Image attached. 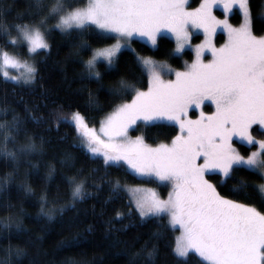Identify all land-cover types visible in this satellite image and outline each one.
I'll return each mask as SVG.
<instances>
[{"label":"snow or ice","instance_id":"obj_1","mask_svg":"<svg viewBox=\"0 0 264 264\" xmlns=\"http://www.w3.org/2000/svg\"><path fill=\"white\" fill-rule=\"evenodd\" d=\"M186 3L187 0H86L83 3L35 0V7L30 4L27 12L18 14L27 22L14 23L0 32L5 46L20 48L28 56L38 54L39 49L50 50L52 33L59 30L62 36L73 40L70 55L83 64L80 79L94 80L98 85L96 92L106 91L110 109L105 112V105L89 90L84 111L77 108L70 117L59 111L54 114L57 129L64 122L76 132L71 146L89 160L101 162L87 173L80 167L63 177L69 190L64 203H60L58 185L55 195L49 196L47 190V182L52 180L56 167L43 161L45 137L28 127L29 119L40 125L46 123L45 117L33 115L26 106V117L13 114L11 120H0V158L5 166L11 167L0 175V209L8 213L0 216V235L12 230L18 234L29 231L21 219L23 208L16 210L17 206L8 197V187L16 182L21 166L26 164L25 179L17 186L26 195H35L27 177L30 173L39 175V165L29 159L37 155L47 168L37 217L51 221L95 195L87 191L88 187L99 192L101 184L106 183L110 186L106 203L120 200L122 193H132L126 212L117 210L108 221V231L117 218L135 215L140 224L156 221L149 241L129 256L128 264H136L142 256L148 264H156L159 247L153 241H160L166 231L177 230V226L180 235L171 251L176 258H182L183 264H187L192 252L206 264H264V211L241 202L255 201L264 208V139L256 140L251 132L253 125L264 128V35L254 33L255 23H264V0L258 5L256 0H203L193 11L185 8ZM217 5L222 6L225 14L237 7L241 16L239 26H233L227 18L217 19L213 15ZM254 6L260 9L256 14H253ZM4 11L0 7V16ZM190 27L203 29L206 38L196 46V59L184 71L142 56L132 47L134 38L146 37L153 49L158 50V36L167 30L176 38V48L168 53L174 56L189 43ZM218 28L228 35V41L220 48L211 39ZM89 37L116 42L94 47ZM123 51L132 54L134 67L126 64V72L105 85V76L119 71V56ZM205 51H210L213 57L206 63L201 59ZM86 52L91 54L84 60ZM98 65H103V71ZM0 66L5 69L0 73L5 81L10 79L22 85L36 82L38 70L34 60L29 63L15 52L0 50ZM8 68L22 71L9 77ZM165 74H174L175 79L165 80ZM145 77L147 90L137 86ZM205 101H211L215 111L211 114L201 111L195 120L188 118L189 109L201 108ZM8 111L2 108L0 114ZM101 112L105 114L99 120V128L90 126L89 121L94 124L96 114ZM165 121L179 128L170 144L153 147L145 142L144 133L130 135V131L138 130L141 125L146 129L161 126L158 122ZM233 137L257 147V151L247 157L241 155L233 147ZM61 139H67V135ZM75 159L73 153L65 151L60 164L74 168ZM101 168L103 173L97 183L96 174L101 173ZM113 168L125 175L171 185L172 191L167 199L160 198L154 190L139 195L140 188L130 187L119 176L111 175ZM241 170L250 172L257 180L238 175ZM210 175H218L219 179L212 182L207 178ZM222 190L236 199L222 195ZM74 239L63 240L60 246H71ZM27 243L36 241L29 236ZM119 243H122L119 239L114 241V245ZM2 251L0 264H12L13 257L28 255L25 248L11 242ZM71 264H88V261Z\"/></svg>","mask_w":264,"mask_h":264},{"label":"trees","instance_id":"obj_2","mask_svg":"<svg viewBox=\"0 0 264 264\" xmlns=\"http://www.w3.org/2000/svg\"><path fill=\"white\" fill-rule=\"evenodd\" d=\"M81 2H86V0H81ZM199 2L200 0H192V5H197ZM256 2L258 5L260 0H256ZM30 4L35 7V0H0V7L5 10L3 15L0 16V32L14 23L27 22L26 18L21 19L18 14L27 12ZM259 11L258 6L253 7V14ZM237 13L235 10L231 16V20L235 24L241 21V16ZM254 33L264 34V23L256 22ZM222 38L223 36L220 35L218 42H221ZM89 39L94 47L110 44L114 41V39L97 41L95 37H89ZM49 43L51 45L50 50L43 49L36 54L38 76L34 84L22 85L11 80L5 81V78L0 75V109H9L6 114H0V120H11L13 114L26 117V106L33 115L45 117L46 123L40 125L34 124L29 119L28 127L45 137L44 148L46 151L43 161L50 162L56 167V173L52 180L47 182V190L49 196L55 195L58 185L61 196L60 203H64L68 199L69 190L67 180L63 177L72 175L75 169L80 167H83L87 173L92 167H96L101 162L89 160L79 149L71 146L77 135L76 132L64 122H61L57 129L54 114L59 111L70 117L71 113L77 108L84 111L83 105L87 100L89 90L93 91L98 100L105 105V112H107L110 111L107 107L109 97L104 90L96 92L98 85L94 80L80 79L79 73L83 71V64L70 55L73 50V40L65 38L59 30H56L52 33ZM158 45L159 49L154 50L153 46L134 39L132 47L142 56L167 61L178 69L183 68L185 63L193 58L190 49L184 50L179 55L169 56L168 53L175 48V43L168 35L159 36ZM17 49L13 46H5L3 40H0V50L13 51ZM18 52L24 55L22 49L19 48ZM90 54V52L84 53L83 59H88ZM126 64L134 67L133 56L130 52L123 51L119 56V71L106 75L104 84H111L119 78V75L125 73ZM98 69L103 71V65H98ZM136 74L139 75L138 70ZM137 86L142 89L147 88V77H145L142 84ZM105 112L96 114V124L99 123ZM158 124L161 126H149L146 129L141 125L134 132L141 131L145 134V139L151 143L170 141L179 132L178 126L172 123L158 122ZM252 133L256 138L264 139V130L255 127L252 129ZM65 135H67V139H61ZM35 138L39 143V135ZM237 144L245 155L249 154L250 150L255 147L240 142H237ZM65 151L71 152L75 156L74 168L60 164ZM29 159L39 165V175L30 173L27 177L35 195H26L17 186L21 180L25 179L26 164L21 166L20 175L17 177L16 182L8 187V197L17 206L16 210L23 208L21 219L24 228L29 231L18 234L15 230H12L11 233L0 235V256L4 255L2 249L6 248L11 242L13 245L25 248L28 253L24 257H13L12 264H71L72 261L81 260L88 261V264H128L129 256L140 250L145 242L149 241L151 232L156 228V221L140 224L138 217L135 215L124 219H115L111 225L112 230L108 231V221L115 216L116 211L126 212L130 194L122 193L120 200L106 203L110 196V186L106 183L101 184L99 192L94 187H88L87 191L95 193V195L78 202L75 209L66 210L63 215H56L51 221H48L45 217H37L39 212L38 198L42 194V188L45 187L44 177L47 168L44 167L41 157L32 155ZM10 170L11 167L5 166L3 159L0 158V175ZM102 173L103 168H101V173L96 174L97 183L100 182L99 177ZM110 173L113 177L119 176L121 182L127 185H137L140 182L158 184L154 181L149 182L145 179L136 178L131 174L125 175L123 171L118 172L115 168L110 169ZM238 175L245 176L250 180H257L256 176L243 170ZM208 177L213 182L219 179L218 175ZM257 182L259 183V181ZM162 192L165 195L166 189H163ZM221 194L228 196V193L224 190L221 191ZM228 198L236 199L232 196H228ZM241 202L254 204L258 210L264 211V208H260L255 201L242 200ZM7 214V210L0 209V216ZM124 225H128V227L124 228ZM90 226L91 230H89ZM177 234L178 229L168 230L160 241H153V243H158L159 247L156 264H183L182 258H176L171 251L172 247L175 246ZM29 236L36 241L35 244L27 243ZM39 236H42L43 239L37 240ZM70 238H75L71 246H60L61 241ZM116 239H119L122 243L114 245ZM149 248H151V243H149ZM125 249H127V252H125ZM136 264H148V261L142 256L137 259ZM187 264H206V262L192 252Z\"/></svg>","mask_w":264,"mask_h":264},{"label":"rangeland","instance_id":"obj_3","mask_svg":"<svg viewBox=\"0 0 264 264\" xmlns=\"http://www.w3.org/2000/svg\"><path fill=\"white\" fill-rule=\"evenodd\" d=\"M203 3V0H200V2L197 4V5H192V0H187V3L185 5V8L188 10V11H193L197 8L200 7V5ZM235 10L238 12V8L234 6L233 10L231 13H228V14H225L224 13V10L222 8L221 5H217L214 9H213V15L217 18V19H220V20H223L225 18H227L229 20V22L233 25V26H239L240 22L238 24H235L232 22L231 20V16L232 14L235 12ZM189 31H190V41L187 45H185L184 49L177 53L178 55L181 54L184 50L186 49H190L193 53V58L192 60H189L185 63L184 67L183 68H175L174 66H172L169 62L167 61H163V60H156L158 62H166L167 64H169L171 66L172 69L174 70H179V71H184L185 68L187 67V65H190L195 59H196V52H195V48L197 45L201 44L204 40H205V34L203 32V29H199V28H192L190 27L189 28ZM165 35H168L169 37H171L175 43V48H176V38L175 36L165 30L164 33ZM222 35L223 38L221 39V42H218V37ZM258 35V34H256ZM260 35H264V34H260ZM259 36V35H258ZM159 37V36H158ZM134 39H138V40H141L147 44H149L150 46H152L150 44V42H148L147 38L146 37H137V38H134ZM212 39V44L216 47V48H220L221 46H223L227 41H228V35H227V32L223 29V28H218L215 32V34L211 37ZM116 41L114 40L112 43L110 44H106V45H111V44H114ZM102 46H105V45H102ZM101 46V47H102ZM174 48V49H175ZM19 48L17 50H13V51H10V50H7L9 51L10 53H13L15 52L20 59H27L29 61V63L33 62V60L36 62V67H37V57H36V54H31V55H28V56H25V55H21L20 52H18ZM40 50H43V49H39L38 51ZM213 57L211 55V52L210 51H205L201 57L202 60H204V62L206 63L207 61L211 60ZM5 69L0 66V72L2 73ZM8 71V74H9V77L11 76H16V75H19L20 72L22 71V69H13V68H8L7 69ZM165 80L167 79H175V75L172 74V75H167L165 74L164 77H163ZM10 80V79H9ZM12 81V80H11ZM15 82V81H14ZM144 90H147V88H145ZM201 111H203L205 114H211L212 112L215 111V105L212 104L211 101H205L204 104L201 106V108H191L189 109V112H188V118L190 119H197L199 116H200V113ZM166 123H172V122H167L165 121ZM90 123V122H89ZM173 124V123H172ZM90 126H94L96 127L97 129L99 128V123L96 124V123H90ZM178 126V125H176ZM258 128L259 130L262 129L264 130V128H261V126L259 125H253L252 129L253 128ZM252 129H251V132H252ZM142 134L141 131H137V132H134V131H130V135L135 137L137 135H140ZM253 135V134H252ZM256 140H261L259 138H256ZM145 142L150 144L151 146L155 147L157 144L159 143H165V144H170L171 143V140L170 141H160V142H155V143H151V142H148L146 139H145ZM237 142H240V143H244L246 144L245 141H242L239 137H233L232 139V144H233V147H235L237 149V151L247 157L248 155H250L253 151H257V147H254L253 149L250 150L249 154L245 155L241 152V150L239 149L238 147V144ZM247 145V144H246ZM202 163V160L200 161ZM209 179V177H207ZM213 182V181H212ZM130 187H138L140 188L142 191L139 193V195H148V191L147 190H154L158 196H160V198L162 199H167L168 198V194L169 192L172 191V188H171V185H168V186H164V185H161V184H154V183H148V182H140L138 183L137 185H128ZM163 189H166V193L164 195V193L162 192ZM130 195H132V193L129 192ZM134 198V197H133ZM177 229H178V226H177ZM180 235V231L178 229V234H177V237ZM198 255V254H197ZM202 259V258H201Z\"/></svg>","mask_w":264,"mask_h":264}]
</instances>
